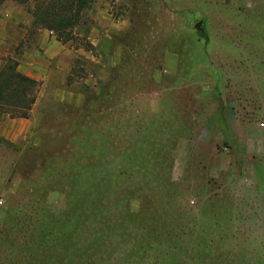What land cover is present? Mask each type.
<instances>
[{"label": "rangeland", "instance_id": "rangeland-1", "mask_svg": "<svg viewBox=\"0 0 264 264\" xmlns=\"http://www.w3.org/2000/svg\"><path fill=\"white\" fill-rule=\"evenodd\" d=\"M6 17L39 84L0 113V264H264V0H88L68 43Z\"/></svg>", "mask_w": 264, "mask_h": 264}, {"label": "trees", "instance_id": "trees-1", "mask_svg": "<svg viewBox=\"0 0 264 264\" xmlns=\"http://www.w3.org/2000/svg\"><path fill=\"white\" fill-rule=\"evenodd\" d=\"M8 1L27 6L32 28L54 32L63 43L79 38L75 28L83 23V12L88 5V0H0V16ZM38 84L36 79L19 70L15 59H8L0 69V113L11 118H29L37 99Z\"/></svg>", "mask_w": 264, "mask_h": 264}, {"label": "crops", "instance_id": "crops-1", "mask_svg": "<svg viewBox=\"0 0 264 264\" xmlns=\"http://www.w3.org/2000/svg\"><path fill=\"white\" fill-rule=\"evenodd\" d=\"M8 18L9 17H6L5 19L0 20V49L1 46H3L9 39L11 40V31H12L11 27L15 26L16 28H18L17 27L18 20H15L13 18L10 19ZM16 32L18 33L17 29ZM51 33H52L51 31H48L46 29L41 30L40 38L44 44L47 43ZM21 61L23 65H20V68L24 69L22 73L29 76V74H27V54H24L23 57H21Z\"/></svg>", "mask_w": 264, "mask_h": 264}]
</instances>
